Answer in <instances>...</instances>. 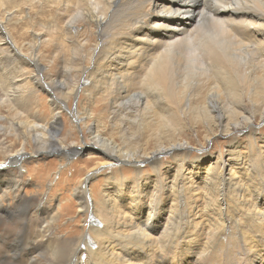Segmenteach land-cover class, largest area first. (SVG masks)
Instances as JSON below:
<instances>
[{
  "label": "bare ground",
  "instance_id": "6f19581e",
  "mask_svg": "<svg viewBox=\"0 0 264 264\" xmlns=\"http://www.w3.org/2000/svg\"><path fill=\"white\" fill-rule=\"evenodd\" d=\"M7 3L15 15L47 4L55 17L33 33L26 55L0 17V70L16 67L15 76L0 72V264H264V150L253 129L257 115L264 120V0ZM80 23L96 27V39L81 38ZM47 41L70 48L56 76L41 64ZM82 59L89 64L80 71ZM83 92V113L72 111L69 100ZM64 112L90 123L93 144L83 136L80 147L64 145ZM196 127L207 140L247 129L253 157L234 146L188 159L181 139ZM27 147L21 169L37 187L49 176L25 164L47 153L76 149L97 167L71 190L87 233L54 230L72 200L54 213L37 195L22 196L26 175L8 168ZM9 196L12 209L2 206Z\"/></svg>",
  "mask_w": 264,
  "mask_h": 264
},
{
  "label": "rangeland",
  "instance_id": "374dc122",
  "mask_svg": "<svg viewBox=\"0 0 264 264\" xmlns=\"http://www.w3.org/2000/svg\"><path fill=\"white\" fill-rule=\"evenodd\" d=\"M4 0H0V17L1 19L6 21V25L8 26L7 28L12 34V37L14 41L21 45V48L23 50V54H28L30 53V48H29V43L33 42L34 32H41L46 30H42V25L48 27L50 24V21L52 20L53 16L55 17L54 13L51 12V6L45 4L44 7L40 6V8L36 10H31V8L24 9V6L22 7V11L17 12L18 15L13 13L12 11H9V7L7 0H5V4L3 5L2 2ZM17 1V0H16ZM9 2V0H8ZM7 8H6V7ZM42 10V11H41ZM11 13V14H10ZM25 13V14H24ZM8 14V15H7ZM14 14V15H12ZM23 14V15H22ZM10 15V16H9ZM21 16V17H20ZM6 17V18H5ZM20 18V19H19ZM31 18V19H30ZM81 27L78 29V32L83 35L81 38H85L88 35H92L96 39V34L95 30L96 27L89 25H85L83 23H80ZM21 26V27H20ZM28 28V29H27ZM16 29V30H15ZM45 29V28H44ZM99 30V29H98ZM24 33V36L21 35ZM61 33V32H60ZM59 33V34H60ZM49 34V33H48ZM51 35V34H50ZM79 35V37L81 36ZM61 36V34H60ZM50 37V36H49ZM94 39L92 46L96 43V40ZM28 43V44H27ZM40 60L41 64L43 67L47 68L45 71L46 76H56L58 72H60L63 68H65V59L69 57L70 54V48L65 45L63 48L58 47L57 45L55 46L52 43L44 42L40 46ZM78 69L80 71H83L86 66H88L89 61H86L85 59H82V61L79 62ZM11 64H6L5 67H3L0 72L6 76H15V71L16 67ZM7 66V67H6ZM11 68H10V67ZM9 70H8V69ZM7 72V73H6ZM10 73V74H8ZM76 74V73H74ZM29 76V75H28ZM6 78L0 79V92L1 90V82H4ZM3 80V81H2ZM58 87H60V83L58 82ZM40 95H43L45 98V102H47V98L43 92L40 93ZM87 95L83 93H79L76 96H73L71 100L68 102V106L72 111H76L81 109V112L83 113V108L82 105L87 106ZM101 107L102 103H97L94 107ZM99 110H94L95 116L99 115L101 111ZM1 114L5 115L7 114L5 109L1 110ZM96 118V117H95ZM63 125L65 126L63 130V137H64V145L69 148L76 146V148L79 146H82L84 144L83 140H87L90 144H93L91 141V134L89 133V128H90V123L87 122L89 125L86 126L85 123H77L73 122V119L70 117L69 113H65L63 115ZM256 123L254 125V130H256L257 135V144L259 148L262 150L261 147H263L264 150V120L257 115L256 116ZM74 123V124H73ZM88 128V129H87ZM247 129L240 130L239 133H236V135L233 136H221L217 135V139H209L207 140V133L205 132L204 129L201 127H196L194 129H188L185 133V136L183 137L182 143L188 142L190 144V155L189 158L190 160L193 159H200V161H204V159H208L207 157L211 156H217L220 152H226L228 150H232V148L238 147V150L241 152L242 155L248 156L252 158V153H251V148L248 145V139H247ZM84 136V139H83ZM236 136V138H235ZM260 137V138H259ZM11 142V141H10ZM9 142V143H10ZM33 143V142H32ZM16 147L18 149L22 148V144L19 142L16 144ZM28 148V147H27ZM262 150V151H263ZM27 153L24 156V160H21L18 165L10 166L8 169L9 170H14L20 167L21 165L27 161L29 158H31V149H27ZM66 155H63V153H47L43 157H41L38 162H32L31 160L29 161V164H25L26 168L35 169L38 171H43L45 173V176H49V179L43 182V187L36 186L35 184L37 183L36 180H32V177L27 174V171L25 169L19 170V174L26 175L24 178L26 180V185L24 187V191H22V196H29V197H34L36 196L40 201L47 202L45 203L46 206H48L49 211L54 210L52 212L57 213V210H59L58 203H61L62 205L64 204H70L71 200L74 202L72 206H70L69 210V215H65L61 217L59 214H56L57 221L53 223V226H55L54 230L59 227H63L64 229L60 230L58 233V236L60 237H66L69 236V238H78L79 235L81 234V230L83 228V232L87 233V225L84 226L83 221L84 218L83 215L80 213L77 202L75 201V198L72 196V191L74 187H79L82 182H85V173H89L93 169V165L85 163L87 159L83 158L84 153L76 151H68ZM169 155L163 156V158L166 160V157ZM200 157V158H199ZM207 161V160H205ZM170 163L169 160L165 161L164 166H167ZM206 163V162H205ZM126 167L132 168L133 166L126 163ZM143 167L146 166V163L142 164ZM48 167V169H45ZM92 168V169H91ZM97 168V167H94ZM91 169V170H90ZM90 170V171H89ZM105 166H101L98 170L97 173L98 175H102L104 172ZM36 172V171H35ZM35 174V173H33ZM31 182V183H30ZM103 182V178H98V180L92 182L89 184L87 187L90 188L93 183H98L100 186L101 183ZM57 187V189L54 187ZM49 187H53L51 190H47ZM39 190V191H38ZM47 196H46V194ZM45 195V196H44ZM51 195L53 197H51ZM11 196V195H10ZM9 196V197H10ZM14 196V195H13ZM7 200H4L3 207L4 208H9L12 209L14 207V201L15 199L10 197ZM14 199V200H13ZM10 200V201H9ZM1 203V204H2ZM58 208V209H57ZM19 211V213H16L17 216H21L24 212ZM24 216V214H23ZM15 224L20 225L21 219L17 220V218H14ZM25 219V217L23 218ZM90 220V216L88 217L87 221ZM13 222V221H12ZM23 223V222H22ZM25 223V222H24ZM85 229V231H84ZM84 233V235H85ZM85 238V236H83ZM83 238V239H84ZM51 259V256H50Z\"/></svg>",
  "mask_w": 264,
  "mask_h": 264
}]
</instances>
